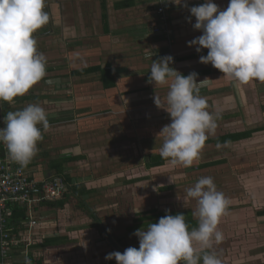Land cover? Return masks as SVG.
<instances>
[{"label":"crops","instance_id":"crops-1","mask_svg":"<svg viewBox=\"0 0 264 264\" xmlns=\"http://www.w3.org/2000/svg\"><path fill=\"white\" fill-rule=\"evenodd\" d=\"M213 2L224 10L229 0ZM186 3L191 7L204 3V0H186ZM155 9L152 0H45L44 10L50 19L34 36L38 52L44 53L47 58V74L25 95L17 96L13 101L24 102L21 104L24 107L25 101L29 99L40 103L42 100L62 101L59 104L61 110L52 111L47 116L46 130L40 126L43 139L38 142V150L30 161L24 165L13 161L36 181L62 177L67 191L60 200V208L45 203L37 209L39 226L34 230V244L31 248V253H34L33 264H116L114 259L105 260V256L113 250L104 242L100 229L92 226L107 224V221L101 219V214L111 208L106 201H116L121 186L154 181L152 178L146 179L147 176L129 177L128 172L132 170L130 162L133 161L131 148L134 144L140 147L142 156L135 158L136 163L143 166L146 172L144 175H148L150 169L145 167L146 160L151 155H160L163 136L159 133L171 122L170 114L154 102L156 94L164 106L168 85L155 86L148 82L152 54L153 60L172 56L170 67L185 76L192 72L198 73V82L208 78L209 81L200 89L199 94L203 97L206 95V99H214L216 106L218 100H233L232 96L240 103L242 100L253 102L257 96L253 93L245 95L242 91L257 83V80L240 84L211 64L199 62L200 55L206 56L208 50L202 49L201 53H197L194 47L188 46L189 41L202 34L192 26L195 23L194 17L189 22L188 8L172 4L167 9L168 36L153 32L158 26ZM100 71H110L112 79L103 78ZM16 110L9 109L7 105V113ZM220 111L217 110L218 114L214 115L215 120L224 115L227 118L233 116L220 123L239 118V112ZM255 127L258 126L251 128ZM251 128L225 131L222 134L243 132ZM236 144L225 147L204 145L203 152L209 154L213 148L226 150ZM143 146L145 150H142ZM119 150L113 159L111 153ZM219 160L226 161L221 165L224 166L229 158L210 159L202 164ZM119 165L122 166L120 169L117 167ZM163 183L158 184L157 194L171 188V185ZM156 193L153 192L154 197ZM135 196L138 198L136 201L143 197L136 193ZM145 197L148 195L145 194ZM154 199L159 205L157 198ZM239 200L242 201L241 205L244 204L241 195ZM157 204L150 207L149 201L144 200L141 208L133 209V217L134 214L149 213L152 209L158 212L176 211L160 209ZM230 209L229 206L226 211ZM241 210L236 209L235 212ZM260 210H264V206L256 212ZM188 212L194 219H198L193 215L196 208ZM229 213L230 217L234 216V212ZM117 217L120 219L117 213L110 216L111 219ZM258 218L264 221V217ZM131 219L124 218L123 221L132 225ZM232 220L230 224H240L235 222L234 217ZM249 222L252 224L234 225L233 228L238 234L235 242L237 247L232 250L238 251L239 257L224 255L222 263H230L239 258L243 261L251 256L264 257V244L258 242V236L264 234V228L255 225L256 220ZM228 226L225 227L226 234ZM141 228L147 229V225ZM108 229L113 235L111 229ZM245 237L248 239H242ZM45 240L50 243L42 245ZM239 243L243 246L240 247ZM197 250L210 252L207 249ZM19 259L16 257V260ZM181 264L184 262L181 261Z\"/></svg>","mask_w":264,"mask_h":264},{"label":"clouds","instance_id":"clouds-1","mask_svg":"<svg viewBox=\"0 0 264 264\" xmlns=\"http://www.w3.org/2000/svg\"><path fill=\"white\" fill-rule=\"evenodd\" d=\"M169 2L188 8L189 22L195 18L192 26L202 34L189 41L188 46L197 53L208 50L206 56L200 55V63L211 64L240 84L251 80L264 82V0H229L224 10L213 0L191 7L186 0ZM44 9L45 0H0V101L10 103L25 95L47 74V58L38 52L34 36L49 22ZM152 56L148 82L168 85L164 106L156 94L154 102L171 118L159 133L163 136L160 155L173 165L190 167L216 128L207 99L199 94L209 79L198 82L196 72L187 76L179 73L170 67V55L157 60ZM4 124L0 128V143L12 159L27 164L43 139L40 126L48 128L45 110L39 104H29L8 112ZM186 195L197 202L193 215L198 217V227L189 230L183 213L166 214L147 229L133 233L138 237V248L128 247L123 252L112 249L105 260L114 259L116 264H200L202 259V264H222L214 252L205 251L201 256L194 244L207 249L213 239L216 243L223 240L217 226L230 200L217 190L211 176L199 178Z\"/></svg>","mask_w":264,"mask_h":264},{"label":"rangeland","instance_id":"rangeland-1","mask_svg":"<svg viewBox=\"0 0 264 264\" xmlns=\"http://www.w3.org/2000/svg\"><path fill=\"white\" fill-rule=\"evenodd\" d=\"M242 91H244L245 95L253 93L257 96L255 97L253 102H245L242 100L241 103L237 101L235 96H232L233 100H218V107L215 105L216 101L214 99L207 97L208 111L212 113L213 116L218 114L217 110H222L220 112L223 113L228 111L239 112L237 114L239 118L233 121L220 123V120L216 119V128L214 133L210 134L211 136L222 134L225 131H234L244 128L246 129L264 124V82L260 81V83H258L257 80V83L248 86V89L247 87L243 88ZM7 103L9 109L13 110L24 107L23 105H21L24 102L21 103L20 101H12L10 103ZM25 103V106L29 104H39L45 110L46 115L48 116L52 114V111L57 112L61 110V105L59 104H61L62 101L47 102L45 100H42V102L40 103L29 99L25 101ZM254 135L251 139L242 141L230 147V149L224 150L222 148H213V150L210 151L209 154H206L205 151L203 152L204 149H202L199 157L193 161L190 167H185L180 164L173 165L171 162H168L162 167L153 168L150 169V171L148 170V175H144L146 172L143 166L136 163L137 159L135 158H140V156H142V152L140 147L137 146V144H134L133 148H131L133 154L131 152L129 153L133 156V161L130 162L132 163L130 167L132 168V170H129L128 172L129 177L138 178L141 176H147L146 179L152 178L154 181H150V183H148V181L139 184H127L121 186V188L118 189L120 191L117 193L115 198L118 203H115L116 201H106L107 205L111 206L112 209L109 207L108 212H104V214H101V219L107 221V224L103 225H107L106 227L110 228L113 234H124V238H132V236H134L133 233L126 234L123 231L125 227L131 225L125 224L126 220L123 221V219L127 218L129 220L133 218V209L141 208L140 206L144 205V200L145 202L149 201L150 207L155 206V203L157 204L156 200L154 199L155 197L160 203L159 205L157 204L160 209H171L176 211L180 209H187L186 211H188L189 209L194 210L196 208L197 210L196 200L188 198L186 195L187 189L194 186L199 178L211 176L214 179V183L218 185L216 186L217 190L223 192L224 195H227L228 199L231 198L229 204L231 209L229 211H226V214L221 217L220 222L217 226L218 231H221L222 233L225 232L223 233V240L219 243H216L213 239L211 242V247L207 248V250H209L210 252H214L221 260L224 255L226 257H235L236 255H238L239 257L238 251L236 252L235 250H232L234 247H237V243L235 242L237 241L238 233L236 234L235 229L233 230L234 225L235 227H238V225L240 224H244V226H246L247 224H252L251 222H249L250 220H256L255 225H261V227L264 228V221L262 222L258 217H255L254 215L256 210H259L264 206V163L261 164V162H264V133ZM258 135L260 136L258 137ZM125 146L126 145L124 144L123 149H125ZM145 148L143 146L142 150H145ZM120 151L121 150L111 153L113 159L114 157H117V153H119ZM224 157L229 158L228 163L224 166H221V164L217 167L209 169L210 171L199 170L196 168L198 165L202 164L203 162L209 161L210 159ZM117 167L120 169L122 166L119 165ZM163 181L165 182L166 186L171 185V188L164 193L157 194L156 188L159 185L164 184ZM153 192L154 194L156 193L155 197ZM135 193L140 195L142 194V199L136 201L138 198L135 196ZM145 194H147L148 197H145ZM240 195L242 196V198H244V204L242 203V205L240 204L242 201L239 200ZM115 204L118 209L115 208ZM145 207L146 206H144L143 208ZM240 208H242L240 212H235L236 209ZM229 212H234V216L230 217L231 214ZM114 213L119 214L120 219L119 217L111 219L110 216ZM233 217L235 222H240V224H230V222H233ZM227 224H229V226L227 228L228 233L226 234L225 227ZM245 233L248 232L245 230ZM258 237V242H263L261 244H264V234H260ZM135 238L138 239V237ZM242 239L248 238L245 237ZM241 246H243V244H240V247ZM194 247L196 249H205L199 243L194 244ZM123 249L125 250V248ZM110 252L113 251L110 250ZM222 264H264V257L257 258L251 256L250 258L244 259L243 261H241V258H239L236 261H231L230 263L224 262Z\"/></svg>","mask_w":264,"mask_h":264},{"label":"built area","instance_id":"built-area-1","mask_svg":"<svg viewBox=\"0 0 264 264\" xmlns=\"http://www.w3.org/2000/svg\"><path fill=\"white\" fill-rule=\"evenodd\" d=\"M158 26L153 29L156 34H170L166 11L172 6L169 0H152ZM5 127L4 118L0 128ZM67 191L65 180L56 176L44 181L30 178L20 166L13 161L7 148L0 143V264H15L16 257L27 260L33 246L34 230L39 226L37 209L41 205L63 198ZM25 211L24 227L14 233L8 224L11 207ZM19 255V256H17Z\"/></svg>","mask_w":264,"mask_h":264},{"label":"trees","instance_id":"trees-1","mask_svg":"<svg viewBox=\"0 0 264 264\" xmlns=\"http://www.w3.org/2000/svg\"><path fill=\"white\" fill-rule=\"evenodd\" d=\"M100 74L105 79H107V78L112 79V74L110 71H100ZM7 105H8L7 102L0 101V120H1V118H4L7 114ZM227 117L228 116H225V115L223 117L220 116L219 120L220 121L225 120ZM230 117H233V116H230ZM230 117L227 118V120L230 119ZM260 132H264V126H258L255 128H251V129L245 130L243 132L218 134L215 136H210V138H208L206 140L205 145H213L214 147H216V146H220V147L224 146L225 147L229 144H236V143H239L241 141L249 140L253 137L254 134H257ZM169 161H170L169 159L162 158L161 155H155V156L151 155L146 160L145 167L147 169L157 168V167L163 166L164 164H166ZM224 162H226V161L225 160H219V161H215V162L204 163V164H200L196 168L199 170H209L210 168L217 167V166L223 164ZM60 200H57L54 202H49V203L50 204L52 203L53 205H55V207L60 208V206H61ZM181 213H183L185 215V220H186V223L188 224L189 230H192L193 228L198 227V219H194L190 212H188V211L184 212L183 211ZM166 214L176 215V214H180V213L176 212V211L158 212L157 210L152 209L149 213L146 212V213L134 214V217L132 218V222H133L132 225L125 227L123 229V231L126 234L127 233H129V234L134 233L137 229H140L141 227H143L145 225H149L150 223L158 222L159 218H161L162 216H164ZM255 214L257 217H264V210L257 211ZM25 219H26V214H25V211L23 209L18 208L16 206L11 207V211H10V214L8 217V224H10V226L14 227V233L19 232V230H22V228L24 227L23 223H24ZM99 226H100V224H94V226H92V227H96L97 229H99L100 228ZM120 233H122V232H120ZM135 237L136 236L134 235V236H132V238L127 239V238H124V234L123 235L119 234L118 236L114 235L113 239L115 240V242L119 246H121L125 249L128 247L138 248L139 247V240ZM48 243H50V242L48 240H45L42 243V245H47ZM31 252L32 251L30 250L29 257L27 260L24 261V259L20 258L19 261L17 260V262L15 264H26L27 261H30L31 264H33L34 260L32 258V255L34 253L32 254ZM204 252L205 251L200 252L201 256L204 254ZM17 256H19V255H17ZM0 262H1V260H0ZM200 264H202V259L200 261Z\"/></svg>","mask_w":264,"mask_h":264},{"label":"water","instance_id":"water-1","mask_svg":"<svg viewBox=\"0 0 264 264\" xmlns=\"http://www.w3.org/2000/svg\"><path fill=\"white\" fill-rule=\"evenodd\" d=\"M100 232L102 233L103 239L106 242V244L113 249L114 251H119V252H123L124 249L122 247H120L115 240L113 239L111 233L109 232V230L107 229V227L105 225H101L100 226Z\"/></svg>","mask_w":264,"mask_h":264},{"label":"flooded vegetation","instance_id":"flooded-vegetation-1","mask_svg":"<svg viewBox=\"0 0 264 264\" xmlns=\"http://www.w3.org/2000/svg\"><path fill=\"white\" fill-rule=\"evenodd\" d=\"M147 227H148V225H147Z\"/></svg>","mask_w":264,"mask_h":264}]
</instances>
